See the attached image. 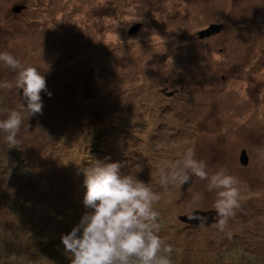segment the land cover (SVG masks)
Returning a JSON list of instances; mask_svg holds the SVG:
<instances>
[{
    "label": "rangeland",
    "instance_id": "374dc122",
    "mask_svg": "<svg viewBox=\"0 0 264 264\" xmlns=\"http://www.w3.org/2000/svg\"><path fill=\"white\" fill-rule=\"evenodd\" d=\"M0 50L46 80L18 142L0 136V264L68 258L59 236L86 211L87 172L112 162L160 194L171 264H264V0H0ZM15 80L0 66V109L23 112ZM187 147L244 186L223 232L178 218L212 209L205 181L160 182Z\"/></svg>",
    "mask_w": 264,
    "mask_h": 264
},
{
    "label": "clouds",
    "instance_id": "9594fccd",
    "mask_svg": "<svg viewBox=\"0 0 264 264\" xmlns=\"http://www.w3.org/2000/svg\"><path fill=\"white\" fill-rule=\"evenodd\" d=\"M0 66L16 73L15 87L22 90L23 112L0 109V136L15 145L25 114L30 117L42 111L40 93L46 90V80L36 66L22 63L6 50H0ZM157 172L164 186H182L192 177L205 181L206 191L215 196L211 208L218 231L225 230L241 206L242 182L225 167L210 171L192 147L181 151L175 161L163 162ZM84 185L86 211L70 231L59 236L69 264H171L172 249L156 231L159 212L154 204L161 196L147 182L125 174L120 163L112 162L90 169ZM203 202L202 194H197L189 207L200 208Z\"/></svg>",
    "mask_w": 264,
    "mask_h": 264
},
{
    "label": "water",
    "instance_id": "95a60500",
    "mask_svg": "<svg viewBox=\"0 0 264 264\" xmlns=\"http://www.w3.org/2000/svg\"><path fill=\"white\" fill-rule=\"evenodd\" d=\"M24 8H25L24 5L17 4L11 8V11L13 13H19ZM139 25L140 24L133 25V27L130 29V32L135 31L139 27ZM221 27L222 25L210 24L206 29L199 32V36L201 38L210 36L214 33L219 32ZM239 161L243 165L247 164L248 162V157L243 149L241 150V153L239 155ZM191 183H192V179L190 180L188 184L182 185L181 190L185 191L191 185ZM205 217L207 218L206 221L204 219ZM178 218L181 222L187 225H190V226L208 225L212 221L217 222V216L213 209L203 210V211L193 210L187 214L180 215Z\"/></svg>",
    "mask_w": 264,
    "mask_h": 264
},
{
    "label": "trees",
    "instance_id": "16d2710c",
    "mask_svg": "<svg viewBox=\"0 0 264 264\" xmlns=\"http://www.w3.org/2000/svg\"><path fill=\"white\" fill-rule=\"evenodd\" d=\"M45 231V230H44ZM54 246V245H53ZM55 250H59V248L55 249ZM69 259L70 257L68 256V258H64L62 261L56 260L54 262V264H69Z\"/></svg>",
    "mask_w": 264,
    "mask_h": 264
},
{
    "label": "flooded vegetation",
    "instance_id": "af4514ba",
    "mask_svg": "<svg viewBox=\"0 0 264 264\" xmlns=\"http://www.w3.org/2000/svg\"><path fill=\"white\" fill-rule=\"evenodd\" d=\"M211 36V35H210ZM207 37H209V36H207Z\"/></svg>",
    "mask_w": 264,
    "mask_h": 264
}]
</instances>
